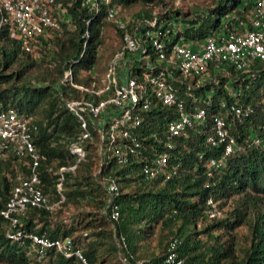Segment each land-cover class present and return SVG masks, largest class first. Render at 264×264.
Returning <instances> with one entry per match:
<instances>
[{"label":"trees","instance_id":"trees-1","mask_svg":"<svg viewBox=\"0 0 264 264\" xmlns=\"http://www.w3.org/2000/svg\"><path fill=\"white\" fill-rule=\"evenodd\" d=\"M116 1L123 7L159 6L165 10L162 19L177 20L178 15H184L178 9L166 7L168 0ZM242 1L213 0L202 13L191 19H182L184 37L189 41L204 38L218 27L224 14L239 13ZM57 2L65 7L69 22L62 23L63 35L57 51L51 54L50 65L37 62L24 53L17 42L8 37L7 30L0 29V109L12 106L18 113L34 117L36 132L33 142L40 154L37 173L43 191L53 195L58 177L56 170L72 163L68 143L78 132L75 118L59 105L60 96L80 97L78 91L59 83V79L62 70L78 58L86 39V28L89 37L85 54L74 63L73 70L87 69L97 62L100 51L96 57L95 41L100 36L101 47L104 39V33L99 34V27L109 25L101 15L93 16L82 7L81 0ZM144 11L148 10L144 8ZM114 35L119 40L116 32ZM115 49H109L107 60ZM207 73L212 77L210 68ZM175 76L180 81L173 80L172 85L186 104H197L204 109L203 122L195 130L188 129L184 136L174 139L169 161L178 164L176 176L163 183L145 181L137 162L122 167L110 163L104 168L119 184L120 216L116 234L123 236L124 247L115 243L112 227L103 213L102 193L92 175L97 156L94 132L84 159L72 174L64 172L61 182L64 199L59 208L53 213L29 208L19 217V228L24 233L49 239L68 237L72 247L81 250L88 264H160L165 244L171 238L180 240L177 250L183 259L182 264H264V61L250 72L228 69L226 74H216L214 81L195 88L187 86L194 80ZM226 87L234 89L236 97L229 96ZM234 100L241 107H248L250 112L240 119L235 118L228 109ZM221 102L224 106L220 105ZM216 114L228 124L229 133L243 148L230 154L221 170L206 177L205 161L218 156L221 151V146L209 147L204 142L205 136L211 132V117ZM141 115L137 135L146 154L156 148L149 135H161L164 123L173 115L171 109L159 105L142 111ZM249 135L260 137L261 144L246 146L244 140ZM13 162L20 166L21 161L16 157L0 159V209L10 195L15 176ZM21 167L26 172L24 165ZM208 195L218 202L219 217L208 219L204 216V199ZM69 208L73 210L63 222L59 214ZM7 227L8 221L0 216V264H37L40 261L44 264H77L74 256L63 257L53 247L45 248L41 259L37 260L29 251V240L24 238L19 245L8 239L5 236ZM156 228L166 231L159 236V249L142 260L143 249ZM239 231L242 232L237 233ZM118 255L124 262L118 259Z\"/></svg>","mask_w":264,"mask_h":264},{"label":"built area","instance_id":"built-area-1","mask_svg":"<svg viewBox=\"0 0 264 264\" xmlns=\"http://www.w3.org/2000/svg\"><path fill=\"white\" fill-rule=\"evenodd\" d=\"M80 4L93 16L101 15V19L112 26L119 36L118 45L109 59L101 64V71L95 68L96 63L74 71V63L85 54L89 37L86 28V39L78 58L62 70L59 83L80 93L77 98L60 96L59 102L75 118L78 132L68 143L72 163L56 170L54 195L43 191L37 173L40 154L33 142L36 132L34 117L18 113L12 106L0 109V159L16 157L27 169L14 176L0 216L8 221L5 236L19 245L27 238L29 251L36 258L42 256L45 248L53 247L63 257L74 256L77 264H88L81 250L72 247L70 238L49 239L43 235L26 234L19 228V217L29 208L44 209L49 213L59 208L64 199L61 187L64 172L72 174L84 159L94 132L97 156L92 175L102 193L103 213L112 227L115 243L124 247L123 236L116 234L120 216L119 184L104 168L110 163L122 167L137 162L145 181L163 183L176 176L178 164L169 161L174 139L184 136L188 129L195 130L204 120V109L197 104L187 105L171 81H180L175 76L178 74L182 79L194 80L187 86L195 88L214 81L216 74H226L228 69L250 72L263 62L264 0H243L239 13L224 14L216 29L204 38L191 41L183 35L185 26L181 20L185 18L182 15H178L177 20L162 19L161 14L165 11L162 10L152 16L141 13L123 17L120 14L123 6L116 0H81ZM68 22L66 9L57 0H0V29L5 28L8 37L15 40L24 53L43 64L52 63L51 54L57 51L63 35L62 23ZM105 29L101 25L99 34L102 35ZM98 39L95 41L96 57L101 49ZM208 68L213 72L212 77L207 76ZM226 91L233 98L237 95L234 89L226 87ZM207 96H210L209 92ZM156 105L171 109L173 116L164 123L161 135H149L156 148L145 154L137 127L142 120L141 112ZM220 105L224 106L222 102ZM228 109L237 119L250 112L236 100ZM244 141L248 147L261 144V138L256 135H249ZM204 142L209 147L221 146L218 156L205 161L206 177L221 170L228 156L243 148L229 133L228 124L217 114L211 117V132L205 136ZM203 213L208 219L221 214L218 202L211 195L204 199ZM179 243L178 238L166 242L160 264L183 263L177 250Z\"/></svg>","mask_w":264,"mask_h":264},{"label":"rangeland","instance_id":"rangeland-1","mask_svg":"<svg viewBox=\"0 0 264 264\" xmlns=\"http://www.w3.org/2000/svg\"><path fill=\"white\" fill-rule=\"evenodd\" d=\"M213 0H168V4L166 7H169L170 9H178L182 14L184 18H193L195 17V15H198L200 13L203 12V10H205L206 8L210 7L212 4ZM144 8L148 11H144ZM163 9L159 6H154V7H142L140 5H131L128 7H123L120 14L123 17H132L134 15H140L141 13L143 14H148V16H152L160 11H162ZM181 15V14H180ZM106 37V38H105ZM118 40L116 39V36L114 35V31L111 25H107L106 29L104 31V39H103V43L101 45V50H100V57L97 59V62L95 64V68H97L98 70H102L101 64L105 63L107 60V57L109 56V49L113 48V47H117L118 45ZM20 166L17 165V162H13V171L16 174H23V171L21 170V163ZM95 171V170H94ZM14 181V179H13ZM72 208L69 209H65L63 210L60 214L59 217L67 220V217L71 214L72 212ZM66 222V221H63ZM165 229L162 232V230L160 231L159 229L155 230V234L153 236H151L148 239V244L146 245L145 249H143V256L141 257L142 260L146 259L145 257H147V255L149 253L152 254H156L158 251V242H159V236L161 234H165ZM242 231H239L237 233H241ZM140 253V255H142ZM119 256V255H118ZM36 258V257H35ZM37 260H40L41 258H36ZM118 259H120L121 262L123 261V257L119 256ZM138 262H141V260L139 259ZM36 264V263H35ZM37 264H44L42 261H40ZM108 264V263H106ZM113 264V262H112Z\"/></svg>","mask_w":264,"mask_h":264}]
</instances>
